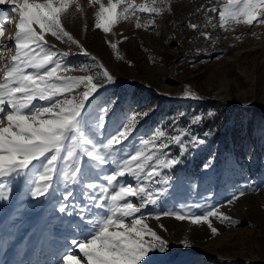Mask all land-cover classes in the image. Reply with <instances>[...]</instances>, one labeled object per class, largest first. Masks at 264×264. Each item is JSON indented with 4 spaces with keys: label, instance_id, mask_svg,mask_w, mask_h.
Returning a JSON list of instances; mask_svg holds the SVG:
<instances>
[{
    "label": "rangeland",
    "instance_id": "374dc122",
    "mask_svg": "<svg viewBox=\"0 0 264 264\" xmlns=\"http://www.w3.org/2000/svg\"><path fill=\"white\" fill-rule=\"evenodd\" d=\"M101 2L107 5V0ZM133 2L140 6L149 0ZM224 2L169 0L166 8L170 10L159 16L138 13L146 28H136L137 17L133 16L108 34L94 27L99 4L89 6L88 0H80L82 13L70 8L62 19L65 30L114 78L99 89L92 102V108L115 102L106 126L96 131V150L103 149L124 117H138L134 131L123 142L122 153L121 146H115L111 154L103 149L107 163L94 169L100 174L96 182L104 183L103 175L117 166L114 161L126 158L133 152L132 145L139 148V142L155 131L163 130L169 137L179 134L183 141L170 143L162 157L179 163L158 168L161 176L154 180L159 182L144 184L154 197L163 190L156 205L142 209L145 222L167 241L166 253L154 257L156 264H264V24L231 23L227 30L221 28L218 12L208 9H219ZM11 7L6 2L0 10ZM4 20L6 28L0 38L8 42L0 48V69L15 55L19 16L8 12ZM191 24L198 27L193 29ZM45 38L48 46L69 53L62 58L69 68L92 63L75 45L50 35ZM106 40L117 43L123 59H116ZM186 89L198 98L186 97ZM144 112L148 115L143 116ZM197 116L200 122L192 124ZM193 137L203 143H192ZM76 160L85 173L95 163L84 155ZM35 178L29 174L27 178L0 179V196L9 197L0 199V264H34V260L56 264L66 248L79 253L78 246L70 242L80 239L76 222L82 215L81 206L91 208L88 190L80 184L66 187L61 179H54L49 195L33 198ZM121 183L136 181L125 177ZM67 191L74 195L65 201ZM240 191L245 194L229 204ZM61 206L67 207L66 213L59 212ZM212 208L230 218L222 223L218 217H209L218 229L215 235L207 224L193 225L188 219L164 215L172 210L204 214ZM184 241L191 247H185Z\"/></svg>",
    "mask_w": 264,
    "mask_h": 264
},
{
    "label": "snow or ice",
    "instance_id": "6c2138e0",
    "mask_svg": "<svg viewBox=\"0 0 264 264\" xmlns=\"http://www.w3.org/2000/svg\"><path fill=\"white\" fill-rule=\"evenodd\" d=\"M6 2L12 7L0 10V36L6 28L4 17L8 12L18 14L19 22L14 36L15 55L0 69V179L34 175L33 198L49 195L54 179H61L66 187L69 183L80 184L88 190L86 195L92 201L91 208L81 206L82 215L76 222L80 239L73 238L70 242L78 246L79 253L66 248L56 264H81L82 260L84 264H156L154 257L166 253L167 241L145 222L142 209L156 205L163 190L154 197L144 184L159 182L154 180L161 176L158 168H171L179 163L176 159L162 157L166 156L165 150L170 143H183L181 136L169 137L163 130L155 131L139 142V148L132 145L133 152L126 158L121 156L119 161H114L116 168L103 175L104 183H97L100 174L94 169L107 163L103 149H108L111 154L115 146H121L119 151L122 153L123 142L134 131L138 117H124L114 134L110 133L106 138L103 149L96 150V131L106 126L115 102L97 104L95 108H92V102L97 99L99 89L105 83L114 82V78L63 26L62 19L70 8L76 13L83 12L80 0H0V5ZM88 4H99L94 27L105 34L133 16L137 17L136 28H146L147 25L139 22L138 13L159 16L170 10L166 8L169 0H149L140 6L133 0H107V5L101 0H88ZM208 11L218 12L219 26L225 30L231 23L264 24V0H225L219 9L213 7ZM190 27L196 29L198 25L191 24ZM46 35L75 45L92 63L79 69L69 68L62 63V58L69 53L48 46ZM202 35L210 39L206 33ZM106 43L116 59H123L116 42L106 40ZM73 71L86 74L73 75ZM184 95L198 98L187 89ZM142 115L147 116L148 112ZM200 120L197 116L192 124ZM192 143L203 141L193 137ZM79 155L95 162L87 173L76 160ZM125 177L133 178L136 183H121ZM163 183L168 181L163 180ZM244 194L240 191L228 203ZM73 195L72 191H67L63 199L67 201ZM0 199L9 197L2 195ZM59 212L66 213L67 207L61 206ZM164 215L180 221L188 219L193 225L207 224L213 235L218 234V229L209 217H218L222 223L230 221L218 208L206 210L204 214L172 210ZM183 243L185 247H191L187 241Z\"/></svg>",
    "mask_w": 264,
    "mask_h": 264
},
{
    "label": "bare ground",
    "instance_id": "6f19581e",
    "mask_svg": "<svg viewBox=\"0 0 264 264\" xmlns=\"http://www.w3.org/2000/svg\"><path fill=\"white\" fill-rule=\"evenodd\" d=\"M9 6V5H8ZM11 26V25H10ZM14 26V25H13ZM16 26V25H15ZM8 41H6L5 39H1L0 38V48L2 45H4L5 43H7ZM33 264V263H32ZM34 264H40L39 262L34 260Z\"/></svg>",
    "mask_w": 264,
    "mask_h": 264
}]
</instances>
